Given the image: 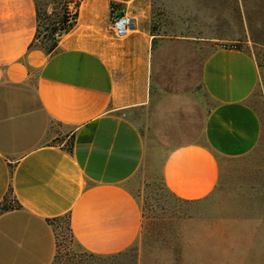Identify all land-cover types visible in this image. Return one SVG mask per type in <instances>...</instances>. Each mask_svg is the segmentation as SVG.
Listing matches in <instances>:
<instances>
[{
    "label": "crops",
    "instance_id": "crops-1",
    "mask_svg": "<svg viewBox=\"0 0 264 264\" xmlns=\"http://www.w3.org/2000/svg\"><path fill=\"white\" fill-rule=\"evenodd\" d=\"M111 2L133 19L125 38L110 30ZM153 2L78 0L75 26L47 54L31 46L35 0H0V204L19 206L0 215V264H53L55 223L66 216L85 254L133 248L143 215L130 185L154 137L167 144L160 173L174 199L225 200L184 229L179 264H264V180L242 165L222 181L220 163L248 156L263 138L251 102L257 61L236 47H212L199 64L205 104H187L200 109V128L174 144L167 124L183 96L160 94L158 77L170 61L182 74L187 59L155 51L168 37L152 31Z\"/></svg>",
    "mask_w": 264,
    "mask_h": 264
},
{
    "label": "rangeland",
    "instance_id": "rangeland-1",
    "mask_svg": "<svg viewBox=\"0 0 264 264\" xmlns=\"http://www.w3.org/2000/svg\"><path fill=\"white\" fill-rule=\"evenodd\" d=\"M72 1L35 0L40 14L52 18L60 16ZM182 1L185 4L179 3ZM113 4L120 8L122 5ZM153 14L155 24L152 31L168 37L163 42L157 40L155 51L160 54H180L187 59L188 69L182 74L171 66L170 61L162 67L158 77L160 94L168 90L169 94L183 96L180 104L175 106L177 115L171 117L167 124L170 140L173 143L181 141L178 139L180 134L191 135L200 128V109L193 111L187 104L192 107H203L205 104L199 83V64L212 47L234 46L255 57L260 69V83L251 102L259 112L264 128V0H154ZM155 96L157 98L158 95ZM166 145L156 137L152 139V156L130 185L143 215V233L137 244L119 256H90L69 240L64 219H61L55 223L58 224L56 232L59 247L53 264L180 263L185 246L184 229L191 226L189 224H192L195 215L221 211L225 200L191 203L174 199L165 190L161 180L160 166ZM220 163L222 181L231 175L228 171L242 165L255 167V176L264 180V133L251 154L238 159H225Z\"/></svg>",
    "mask_w": 264,
    "mask_h": 264
},
{
    "label": "trees",
    "instance_id": "trees-1",
    "mask_svg": "<svg viewBox=\"0 0 264 264\" xmlns=\"http://www.w3.org/2000/svg\"><path fill=\"white\" fill-rule=\"evenodd\" d=\"M35 5H36V2H35ZM119 9H120L119 6H116L111 2V14L117 13ZM36 17H37V30H36L34 42L31 44V46L33 45L40 46L42 49L45 50L47 54L52 53L57 47V42L54 41L52 37L53 34L57 31H63L64 34H67L75 26V24H70V25L66 24L67 19L64 13H62L60 16H57L56 18H52L51 16H45L44 14L41 15L40 10L37 7V5H36ZM41 35H42V38L40 40ZM67 150L71 152V145L67 147ZM17 207L19 206H16V205L14 206L10 204L9 199L7 198L5 199V201H3L2 204H0V215L5 212L11 211ZM61 219H64L65 230L68 233L69 240L72 241V234H71V230L69 226V218L66 216ZM50 223L52 224L53 221L52 222L50 221ZM57 227H58V224L54 228L56 239H57V232H56ZM58 247H59V244L57 242V251H58Z\"/></svg>",
    "mask_w": 264,
    "mask_h": 264
},
{
    "label": "built area",
    "instance_id": "built-area-1",
    "mask_svg": "<svg viewBox=\"0 0 264 264\" xmlns=\"http://www.w3.org/2000/svg\"><path fill=\"white\" fill-rule=\"evenodd\" d=\"M77 7L78 0H74L67 4L65 11L63 12L66 16V24H75L77 21ZM133 19L126 14H111L110 30L115 38H125L128 36L133 29ZM64 35L63 31H57L53 34V40L58 42ZM226 47V46H224ZM229 47V46H228ZM234 47V46H230Z\"/></svg>",
    "mask_w": 264,
    "mask_h": 264
}]
</instances>
